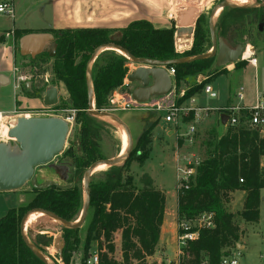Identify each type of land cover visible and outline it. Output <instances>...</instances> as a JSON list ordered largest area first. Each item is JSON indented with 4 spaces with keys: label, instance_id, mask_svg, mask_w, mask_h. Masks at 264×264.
<instances>
[{
    "label": "trees",
    "instance_id": "16d2710c",
    "mask_svg": "<svg viewBox=\"0 0 264 264\" xmlns=\"http://www.w3.org/2000/svg\"><path fill=\"white\" fill-rule=\"evenodd\" d=\"M223 1L225 0H219ZM255 2L263 3L264 0ZM258 13L264 16V8L224 9L217 22L218 36L231 45V41L245 25L243 18ZM227 16L231 18L228 24L224 22ZM197 29L194 30L191 49L182 54L176 51L174 25L169 29L159 30L147 21H134L120 30L118 35L105 29L49 31L56 44L54 56L50 57L47 51H43L34 59H30V63L52 61V74L55 80L63 84L68 94V99L61 103V107L75 110V123L80 124L76 133L79 154H73L72 146L66 151L72 161L71 169L82 176L85 170L101 159L97 131L99 119L87 111L86 69L93 52L100 46L113 45L136 59H187L206 52L202 47V31ZM26 34L29 33L17 31L16 41ZM15 50L19 54L18 43ZM213 59L170 66L169 68L175 71V86L178 87L187 77L201 75L204 69L212 65ZM243 63L244 61H238L234 67L239 68ZM127 64L128 59L115 51L105 50L97 56L91 67L95 110L101 111L111 92L123 86L128 75ZM225 70L227 69H218L214 73V79H205L202 83L189 87L177 103L180 104L198 94L205 84L212 83L227 72ZM25 93L30 98L39 96L33 91ZM56 107L58 106H54ZM156 124L152 123L143 131L125 161L108 168L103 173L102 180L90 179L88 210L93 211L85 230L82 259L88 255L94 242L98 245L100 264H129L131 261H140L141 264L146 257L154 254L163 223L165 196L155 188L147 174L142 175L137 185L130 174V166L136 162L142 167L149 160L148 146ZM203 145L205 157L197 167L193 179L187 188L181 187L177 191V223L189 221L202 213H211L214 227L201 229L198 238L187 244L183 249L185 261L181 264H200L205 259L208 264H219L220 258L227 254L228 250L235 248L240 240V230L234 221L235 217L238 216L246 223H258L260 218V192L264 189V179L258 166L260 157L264 155L263 142L254 132L243 127L237 130L227 129L225 132L217 127L210 131ZM239 179L243 182L240 183ZM236 191H243L245 198L242 210L233 214L226 210V205L231 201V194ZM32 193L34 196L27 204L9 209L0 218V264H44L27 247L21 236L20 223L28 212L41 210L72 222L80 216L84 206L81 204V194L73 184L65 188L48 186L32 189ZM80 227L72 229L62 226L64 246L61 258L64 264L73 261V255L81 244ZM117 231L121 232V262L113 257V236ZM52 240L46 235H36L31 243L33 242L35 249L43 252V247H49Z\"/></svg>",
    "mask_w": 264,
    "mask_h": 264
},
{
    "label": "rangeland",
    "instance_id": "374dc122",
    "mask_svg": "<svg viewBox=\"0 0 264 264\" xmlns=\"http://www.w3.org/2000/svg\"><path fill=\"white\" fill-rule=\"evenodd\" d=\"M1 1L2 0H0V2ZM253 1L254 3H256L255 0ZM218 4H219L218 0L209 1L206 8L203 9L204 13L206 14L200 15L199 17L196 18L194 22L192 21V19L190 18L191 16L189 15L188 17L186 16V18H188L186 21L182 20V26H178V31L181 30L182 28H187L192 36L189 41L190 42L189 48L187 50L182 49L179 52V54H182L191 49V46L194 42V30L196 28H198L197 29L198 31L200 30L202 31L200 33L204 37L202 44L203 50L206 51L205 53H208L210 51L211 37L208 27V18L213 7H215ZM222 11L220 12L219 17ZM219 17L214 25L217 41L222 40L218 36V31H217L218 30L217 22L219 20ZM227 17L228 18L224 20V22L226 21V24L230 23L231 21L230 16ZM243 19L245 25L243 26L242 30L236 34V37L233 39V41H231V45H229V47L232 49H235L236 46L238 45L244 46L246 49L247 47H249L253 55H256L255 59L257 60L258 63L257 67H253L249 64L247 68H245L244 70H240V71L235 70L229 73L224 72L223 75L217 77V79L214 81V85L218 86L217 99L209 102H207L205 99H203V101L200 100L201 105L205 104V106L202 107L209 108L206 106V104L213 105L218 100H221V98H223L224 96L235 97L239 88H241L242 90L244 89V93L245 92L252 93L254 92L255 89L258 90L259 94L264 93V16L258 13L255 15H246ZM44 51L47 50L45 49ZM214 61L215 60L213 59L212 65L201 72V75L205 76V79H210V80L214 79V73L217 72L216 70L223 69V68H216ZM17 62L23 67V72L28 77L27 81L30 87L27 88V84L21 85V89L18 92V98H20V96L25 97L22 98L20 102L22 107L28 109H21L20 107L17 106L15 110L16 114L18 115L38 114V112L43 111V109H47L44 110L47 113H40L38 115H41V117L44 118L53 117L52 112L66 110V112L63 113L62 116H64V114H69V113L70 114L73 113L75 116L76 114L75 110L61 107V103L68 99V94L67 92H65L66 90L64 86H62L63 84L55 80L51 70V65H52L51 60H48L45 63L39 61L35 63H30V58L21 57L17 53ZM135 66L136 64L132 63L128 59V64H127L128 72L131 69H133ZM229 69H234V65H231ZM45 79H47V81ZM124 82L122 87L117 88L111 92V94L107 98L106 105L101 111L114 115L117 118L119 115V117L123 119L125 125H127L131 134L134 137L144 125L150 123L151 121L157 123L156 124L157 127L154 130V133L151 138V143L148 146L150 149L149 160H147L148 164L146 163L147 164L146 166L144 165L141 167L136 162H133L130 166V174L134 178L135 183L137 185H139V181L142 175L147 174L151 180L152 178L155 179V181L152 180V182L154 183L155 188H157L158 190L160 189L157 186L159 185V183H162L164 186H172L173 189L175 188V192H177L181 183L185 185H189L190 180L186 182V180H179L178 177L176 176V172H175L176 166L174 162V158H175L174 152H176V149L177 148L180 149L181 152L192 153L200 160L199 164H201V162L205 157V147L203 143L207 139L210 131L213 128H217V127L220 128V131L222 132H225V129L218 124L217 113L210 112L208 117H205L197 124L198 131L195 134L193 142L191 144H188L184 140L186 139V125L193 118L192 113L180 116L181 124L178 123L174 127L173 125L164 122V116H165L164 111L160 109L145 108L138 110H130L127 112L118 111L117 109H119L120 107L119 101H121L122 99L126 101L130 99L132 90L140 86L137 83H132V86L128 87L124 85ZM60 84L62 85L60 86ZM194 85L197 84H193V86ZM50 86L51 87L54 86L58 89V103L56 104L58 107L56 108H52V109L45 108L43 105H41L40 107V102L38 100H35L34 98L31 99L29 95L25 93L26 91L30 93L33 91V93L38 94L39 95L38 98L42 100L45 90ZM132 87L134 88L132 89ZM182 87L184 91H186L191 86L188 83H186L185 86V79H183L178 84V87H176L175 94H178L181 90L180 88ZM198 94H200V92ZM26 98H30V99H26ZM180 98L181 97L175 98L176 105L177 106L186 105L187 104L186 102L188 100L180 104L177 103L178 99ZM155 99H160V98L156 97ZM153 100L154 99H152L150 102H153ZM13 107H14V102H12V108ZM30 109H36V110H30ZM2 119L0 121V129L1 128L5 129V126L8 125L7 120L6 119L2 120ZM97 121L99 123V128L97 130L98 139H99L98 147L100 150L99 157H101V159L98 161L117 157V155H119L120 153L121 146H120L119 136L116 130L113 127L111 128V126L109 125L101 123L100 120ZM79 128H80V124L76 122L68 133L66 144L61 154L56 156L50 164L38 167L36 169L35 178L37 182L39 181V183H42V179H43L46 182L54 181L59 185L73 184L79 190L81 194V204L84 205L83 176L86 170L84 171L82 176H80L74 171V169H71L72 161L68 158L69 156L66 153V151L72 146L73 154L75 156L79 154V145H78L79 141L76 138V133ZM167 131H172L174 138L169 139L168 136L166 135ZM1 135L2 134H0V139L3 138L1 137ZM135 143L136 142L134 140H131L130 152L133 151V149L135 148ZM148 165H151L153 167H149ZM54 166L55 167L65 166L68 169L63 170L62 173L61 170L60 171L55 170ZM104 172L105 171L94 173L90 179L94 181L102 180L104 178L103 176ZM41 177L43 178L40 180ZM260 195H261V203L259 208L260 218L258 223H246L238 216H236L234 220L235 223L239 226V230H240V240L237 244L238 248L236 247L234 249V252L239 254L237 258L240 264H264V189L261 190ZM25 198L28 200L30 197L28 195H25ZM239 200H240V192L235 194L234 199L230 203V205H226V210L233 214H236L237 212L241 211L242 207L238 205L240 204ZM81 211L79 215L81 214ZM92 211H93L92 209L88 210L86 215V220L83 223V225L80 227L79 238L81 244L78 246V249L75 252L76 255L75 254L73 255L74 258L81 259L83 256L84 235L87 224L91 219ZM76 220L77 219H75V221ZM25 233L27 238L33 242L35 240L36 235H46L51 237L53 240L50 246L43 247V252L41 251L39 252L51 260L50 264L59 263L58 254L59 253L61 254V250L64 246L62 226L60 224L56 223L51 218L41 217L35 220L30 226H28ZM113 243L115 246V252L113 257L114 259L121 261L122 257L120 251L121 249L120 231H117L114 234ZM94 247L95 248L98 247L97 243L95 242L91 244L90 249ZM178 258L180 259V262L185 261V259H183V255H179L178 250L175 251L174 257L173 256L169 257L168 255L165 256L164 254L157 253L155 250L154 254L150 258H148V260L145 261H147L149 264H168L169 262H172ZM71 261L72 260H70V262ZM145 261L144 263L141 264H145ZM139 263L140 261L139 262L131 261V263L129 264H139Z\"/></svg>",
    "mask_w": 264,
    "mask_h": 264
},
{
    "label": "crops",
    "instance_id": "0c3cea01",
    "mask_svg": "<svg viewBox=\"0 0 264 264\" xmlns=\"http://www.w3.org/2000/svg\"><path fill=\"white\" fill-rule=\"evenodd\" d=\"M14 1V16L7 17L0 14V116L2 120L17 119L19 117H41L38 114H16V107L21 109H28L21 106V99L25 98L20 96L18 98V92L13 87V79L11 69L13 65H20L17 62L16 44L18 43L15 38V33L27 32V33H49V31L57 30H77V29H105L113 31L118 35V32L125 29L131 22L134 21H147L155 29H169L174 25L175 27V47L176 51L180 52L182 49L187 50L190 45L191 33L187 28H183L178 31V26H182V20H187L186 16H190V11L193 9L196 13L194 18L190 17L194 22L197 17L204 13L203 9L206 8L209 1L212 0H13ZM219 1V0H218ZM226 1V0H225ZM228 1V0H227ZM220 3V2H219ZM227 9V8H225ZM185 16V17H184ZM218 19V18H217ZM181 29V28H180ZM177 33V34H176ZM227 43V42H226ZM229 46V44L227 43ZM253 54V53H252ZM256 55H253L255 58ZM256 64L253 67H257ZM249 63L244 60V63L234 69H229L231 65L227 67V73L235 70H244L247 68ZM252 66V65H251ZM141 67L136 65L133 69L128 72L131 74L135 69ZM127 75V76H128ZM172 79V78H171ZM217 79V78H216ZM215 79V80H216ZM205 80V76L198 75L194 77L185 78L186 83L193 86L199 82ZM214 80V81H215ZM214 81L211 84L214 91L217 93L218 86L214 85ZM62 84H60L61 86ZM125 86H132V83L127 81L124 82ZM173 90L176 91L175 83L172 81ZM63 86V85H62ZM29 83L27 88H29ZM134 87H132L133 89ZM181 89V90H180ZM179 93H183V87L180 88ZM240 89V88H239ZM238 89V90H239ZM243 95L244 100L241 102L243 106L250 107L255 103L257 97L263 94H259L258 90L254 92H245ZM66 92V91H65ZM195 104L200 107L205 104L200 103V100L205 99L207 102L215 100L208 99L202 94H196ZM30 99V98H26ZM32 99V98H31ZM40 102V107L43 105L40 98H34ZM217 99V98H216ZM151 101V100H150ZM12 102L14 107L12 108ZM238 103L235 97H223L213 105L206 104L207 107L216 109L229 104ZM199 104V105H198ZM39 107V108H40ZM37 108V109H39ZM36 110V109H30ZM127 112V111H123ZM118 118L125 124L122 118ZM12 123V122H11ZM153 121L144 125L134 137L129 128L131 140L135 142L139 136L147 129ZM108 124V123H107ZM110 125V124H109ZM112 126V125H111ZM113 127V126H112ZM157 126H155L154 130ZM124 138L123 133L116 127H114ZM5 133L1 135V142L9 141L7 139V132L9 130L8 125L5 126ZM153 130V133H154ZM166 135L169 139L174 138L172 131H167ZM124 143H125V139ZM147 161L145 162V166ZM149 167H153L148 165ZM37 169V168H36ZM35 169V174H36ZM157 175V174H156ZM43 177L40 178V180ZM155 181V179L152 178ZM44 180L42 179V182ZM45 182V181H44ZM36 183L39 184V181ZM165 195V209L163 223L160 228L159 242L156 246V252L164 254L165 256H173L177 250V192L172 186H164L159 183L157 186ZM32 187L28 184L18 191L13 192H0V218L12 208L21 206L24 203L27 204L32 196ZM240 192V200L238 204L242 207L245 193L243 191H236L231 194V201H233L236 193ZM25 195L30 198L27 200ZM230 203L228 205H230ZM24 204V205H25ZM238 248V245H236ZM94 248L91 249L94 250ZM173 260V259H170ZM176 260V259H175ZM169 261V260H168Z\"/></svg>",
    "mask_w": 264,
    "mask_h": 264
},
{
    "label": "water",
    "instance_id": "95a60500",
    "mask_svg": "<svg viewBox=\"0 0 264 264\" xmlns=\"http://www.w3.org/2000/svg\"><path fill=\"white\" fill-rule=\"evenodd\" d=\"M264 8V3H252L246 6H235L226 1L220 2L213 7L208 18V27L211 37V51L208 53L172 61H153L148 59H136L129 56L125 51L113 45H104L98 47L91 55L86 69V83H87V104L88 112L96 117H109L119 125H121L129 139V146L127 151L121 157L101 160L93 163L84 173V206L80 216L74 222L64 221L57 216L44 212L41 210H33L28 212L20 223V231L23 240L32 253L41 260L44 264H49L43 255L35 249L31 241L27 238L24 231V223L27 216L33 212H41L47 217L59 222L61 226L66 228L80 227L86 217L89 208V181L94 174V168L98 164H106L108 168L118 166L130 154L131 136L126 125L114 115L102 111L94 110L93 92L91 83V67L97 56L109 48L121 51L132 63L140 65L141 67L135 69L127 76V81L130 83H137L140 86L133 89L131 92V100L137 104H144L156 97H162L172 91V79L169 77L166 69L172 65L182 63H191L197 60L207 58H214L216 68H225L229 65H234L240 61L245 52V47L238 45L235 49L227 46V43L222 39L217 41L213 23L214 13L218 8L224 10L225 8ZM190 16L194 18L196 13L193 9L189 10ZM183 29V28H182ZM181 29V30H182ZM19 56L34 59L40 55L45 49L50 57L54 56L56 44L51 33H29L22 36L18 40ZM44 107H54L58 103V89L56 87H48L42 98ZM226 116H220L221 126L226 122ZM69 133L68 124L59 117H19L15 120L13 127L7 132V142L0 143V192H13L22 189L28 184L33 189H43L48 186H56L59 188L70 187L69 185H59L54 181H45L37 184L35 178V169L41 166L50 164L53 159L60 155L63 151ZM118 156V155H117ZM55 170H67L65 166H54ZM66 178V177H65ZM77 222V223H75Z\"/></svg>",
    "mask_w": 264,
    "mask_h": 264
},
{
    "label": "built area",
    "instance_id": "2783aa9c",
    "mask_svg": "<svg viewBox=\"0 0 264 264\" xmlns=\"http://www.w3.org/2000/svg\"><path fill=\"white\" fill-rule=\"evenodd\" d=\"M0 14L13 17L14 16V1L13 0H2L0 2ZM246 49V48H245ZM211 51V49H210ZM247 60V62L255 66L256 59L253 57V54L250 55V58L244 59L241 58L240 61ZM228 67V66H227ZM225 67V68H227ZM170 78L174 82V75L175 71L173 68L166 69ZM12 79H13V87L16 91H20L21 85L28 84V77L23 72V67L21 65H13L11 69ZM47 81V79H45ZM204 81V80H203ZM203 81L199 82L198 84L202 83ZM175 83V82H174ZM176 92V91H175ZM173 87L172 91L162 97H158L160 99H155L153 102H147L144 104H137L133 100L128 99L127 101L122 99L119 101V109L118 111H130V110H138V109H145V108H155L164 111V122L173 125L174 127L180 123L182 115H187L189 113L193 114L192 120L186 125V139L184 140L186 143L191 144L195 137V134L198 131L197 124L208 117L210 112H213L214 109H209L206 107H200L195 104V97L192 96L186 102V105L177 106L176 99L183 96V93L175 94ZM200 94L206 96L208 99H216L217 93L212 88L211 84H205ZM177 96V97H176ZM238 103L236 104H229L223 107H219L216 109V113L218 115L217 121L220 124V116L225 115L226 122L221 127L225 130L227 129H239L243 127L247 131L254 132L258 139L263 142L264 144V95L259 96L256 98L255 103L250 106H243L241 102L244 100L243 91L240 88L235 96ZM45 108H54V107H45ZM47 109H43V111L38 112L40 113H47ZM66 110H60L56 112H52L53 117H59L63 119L69 126V131L72 126L75 124V117L74 114H64ZM57 113V114H54ZM41 116V115H40ZM12 122V123H11ZM15 123V119H10L7 124L8 128L10 129L13 127ZM175 153V172L176 176L179 180H186L188 182L191 181L196 173L197 167L200 165V160L194 156L192 153L181 152L180 149H176ZM196 164V165H195ZM259 173L261 177L264 179V155L260 157L259 160ZM239 182L242 183L243 180L239 179ZM187 188L188 185L180 184V187ZM214 227L213 223V216L211 213H202L191 219L189 221H182L178 224V235H177V250L179 255H183V249L187 246L189 242L195 241L198 238L199 231L201 229H212ZM236 248V247H235ZM228 250L227 254L223 255L220 258L219 264H240L238 260V253L234 252V249ZM59 263L63 264L61 254H58ZM150 257H146L145 260H148ZM119 261V260H117ZM121 262V261H119ZM71 264H100V257L98 254V249L95 248L94 250H90L88 255L84 259L74 258ZM145 264H149L145 261ZM168 264H181L180 259H176ZM200 264H208L207 260H203Z\"/></svg>",
    "mask_w": 264,
    "mask_h": 264
},
{
    "label": "bare ground",
    "instance_id": "6f19581e",
    "mask_svg": "<svg viewBox=\"0 0 264 264\" xmlns=\"http://www.w3.org/2000/svg\"><path fill=\"white\" fill-rule=\"evenodd\" d=\"M229 4H232V5H235V6H246V5H250L252 3H254L253 0H228L227 1ZM222 10L220 8H218L216 10V12L214 13V16H213V23H215L217 21V18L219 17V14ZM106 50H110V51H115L116 53H118L119 55H122L124 56L125 58H127L124 53H122L121 51L119 50H116V49H113V48H109V49H106ZM102 51H105V50H102ZM252 54L251 50L249 47H247V49H245V52L243 53V58L244 59H247V58H250V55ZM2 117L0 116V121H1ZM101 122L105 123L106 125H109V126H113L118 128L122 133H123V136H124V139H125V143H124V140L121 136V134L116 130L118 136H119V140H120V153L117 157H121L128 149V146H129V139L127 137V134L124 130V128L119 125L118 123H116L115 121H113L112 119H110L109 117H105V116H102V117H99L98 118ZM108 123V124H107ZM111 126V128H112ZM5 133V130L3 128L0 129V134H4ZM115 136V135H114ZM108 169V166L106 164H98L95 168H94V172L93 173H97V172H102V171H106ZM85 199V196L84 198ZM41 217H44V218H47L46 215H44L43 213L41 212H33L31 214H29L25 220V223H24V231L27 230L28 226H30L35 220L41 218ZM49 218V217H48ZM53 220V219H52ZM55 221V220H54ZM56 223H59L57 221H55ZM77 223V222H75ZM43 257L45 258V260L50 264L51 263V260L49 258H47L46 256L43 255Z\"/></svg>",
    "mask_w": 264,
    "mask_h": 264
}]
</instances>
